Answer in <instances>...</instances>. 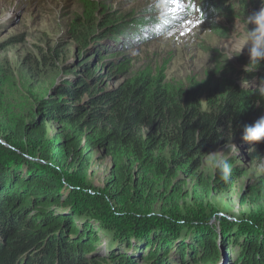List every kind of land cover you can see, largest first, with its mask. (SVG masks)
<instances>
[{"label": "trees", "instance_id": "trees-1", "mask_svg": "<svg viewBox=\"0 0 264 264\" xmlns=\"http://www.w3.org/2000/svg\"><path fill=\"white\" fill-rule=\"evenodd\" d=\"M212 1L232 15L241 13L249 0ZM82 6L84 13L71 27L73 41L87 53L91 45L101 64L106 56L116 57L106 78L121 81L107 89L104 75H98L100 67L93 62L63 65L71 77L50 89L46 97L31 102L18 116L8 115L4 101L9 90H1L0 264L215 263L220 257L221 240L233 225L218 230L198 228L185 217L182 227L190 228L192 236L189 240L177 239L186 236L180 232L181 226L168 232L165 219L154 212L155 204L157 200L166 201L167 208L182 218L185 212L172 207L176 198L168 195L176 194L184 201L178 185L196 177L200 190L197 198L202 200L213 183L197 174L205 154L225 145L231 137V142L252 147L241 140V135L245 126L264 116V94L257 87V83L264 86V62L251 74L243 70L231 74L230 69L223 68L217 70L219 79L215 81L207 78L198 83L190 79L186 85L166 82L162 70L130 72L127 58L118 57L128 46L125 39L143 37L145 27L116 22L92 1L84 0ZM99 16L103 21L97 20ZM60 59L54 48L41 54L40 62L57 72L62 68ZM71 67L74 70L69 71ZM253 78L257 79L255 86L236 82ZM255 147L258 150L251 155L252 160L264 158V142ZM91 159L99 167L106 160L111 165L101 197H91L93 208L87 220L95 222L97 231L86 223L79 228L69 214L76 210L78 193L87 196L81 191L87 182H72L69 172L74 170L83 179ZM148 167L155 177L140 176ZM46 169L52 174L48 175ZM124 169L137 172L125 178ZM181 174L184 179L179 178ZM217 178L216 184L223 181L219 173ZM108 186L117 192L116 211L103 198ZM68 208L73 210L64 212ZM259 214L264 215V206L259 211L252 209L245 217ZM149 215L151 218H147ZM98 230L110 233L122 252L111 251L103 257L97 250ZM244 235L240 247L245 257L236 264H264V241L258 234ZM145 251L140 259L133 257Z\"/></svg>", "mask_w": 264, "mask_h": 264}, {"label": "rangeland", "instance_id": "rangeland-1", "mask_svg": "<svg viewBox=\"0 0 264 264\" xmlns=\"http://www.w3.org/2000/svg\"><path fill=\"white\" fill-rule=\"evenodd\" d=\"M83 1L0 0V98L4 95L1 92L2 89L9 90L4 101L8 115L18 116L25 113L31 102L46 97L50 89L70 78V74L66 73L63 65H79L82 63L80 61L93 62L95 67H100L98 75H104L107 89H113L118 81H121V79L116 82L112 78H106L111 70V61L116 57L106 56L101 64L92 53L91 45L88 46L87 50L90 52L87 53L76 44V41H73L71 27L73 22L79 20L84 13ZM89 1L98 4L102 11L116 22L127 21L129 25L136 23L145 27V35L142 39L141 36L133 41L126 38L125 42L128 46L120 51L122 57L118 59L127 58L130 72L145 68L155 72L162 70L166 82L185 85L190 79L198 83L207 78L215 81L219 79L218 69H230L231 74L233 71L243 70L244 61L248 59L247 47L241 55L228 60H226V53L234 55L236 43L243 39L245 31L243 17L247 18L264 6V0H249L246 2V7H242L241 13L238 12L241 9L235 5L238 13L231 15L226 8L216 7L215 2L211 0H180L178 4L169 3L167 0ZM234 1H230V4ZM103 19L104 17H97L99 21ZM247 27L250 31L253 26L249 24ZM215 30L218 33L224 32V35L216 34ZM229 44L232 45L231 49L228 47ZM54 48L58 49L61 57L59 63L62 68L57 72L44 68L40 62L41 54H46ZM72 70H74L73 67L69 68V71ZM10 75L13 77L9 78ZM262 81L264 83V79ZM236 82L255 86L257 79ZM260 86L262 84L257 83V87L260 88ZM29 93L31 95L27 98ZM4 102L0 99V104ZM202 105L204 109L203 99ZM3 119L4 117L1 121ZM232 143L239 149V155L237 158L230 159L232 171L227 181L216 184L218 172H214L208 166L205 158L197 174H202V177L212 180L213 183L208 193L202 195V200L199 201L197 198L200 190L196 177L188 178L185 183L178 185L182 188L181 197L184 201L176 194L168 195L179 199H173L172 207L185 212L182 218H178L175 212L167 208L166 201L157 200L155 204L154 212L159 218L165 219L164 228L168 232L181 226L180 232L186 236L177 239L189 240L188 238L192 236L190 228L182 227L181 219L185 217L191 218L193 221L191 223L198 228L211 226L218 230L224 227L227 229V225H233L231 231L226 230L225 240H221L219 260L208 264H236L243 261L245 256L240 245L244 242V233L258 234L264 241V215L245 217L252 209L259 211L264 206V158L253 161L251 155L258 150L255 146H252L255 148L252 152L247 146L235 141ZM217 150L226 151L224 145L217 147L214 151ZM55 153L58 154V152ZM18 166L21 167V165ZM110 166L109 160L99 167L91 159L83 179L74 170L70 171L69 175L72 177V182L80 180L84 184L89 181L88 185L99 184L104 188L107 187L105 181L111 169ZM56 167L58 169L57 164ZM126 171V169L123 170V173H126L125 178L127 176L131 178L137 172L135 169L130 173ZM46 172L48 175L52 174L51 169H46ZM140 176L151 178L156 175L154 170L148 167L140 172ZM179 178L184 179L183 174ZM108 192L112 199L107 202H112L113 210L116 211L115 194L117 192L110 190L109 186ZM65 195L69 196V193ZM251 197L252 200L248 199ZM74 202L76 210L72 214L69 212L73 208L71 210L68 208L64 212L73 215L79 228L86 223L92 231H97L95 222L91 219L87 220L93 208L91 196L78 193ZM190 207H197V210H190ZM113 210H110L112 216H114ZM186 213L189 215L186 216ZM162 214L165 215L161 216ZM97 234L100 239L97 250L103 257L111 251L122 252V246H117L116 240L111 238L110 233L98 230ZM236 237L239 238L238 243L234 240ZM144 254L146 251L142 254H134L133 257L140 259Z\"/></svg>", "mask_w": 264, "mask_h": 264}, {"label": "clouds", "instance_id": "clouds-1", "mask_svg": "<svg viewBox=\"0 0 264 264\" xmlns=\"http://www.w3.org/2000/svg\"><path fill=\"white\" fill-rule=\"evenodd\" d=\"M243 22L245 29L243 39L236 43L234 55L226 53V60L241 55L247 47L248 62L244 65L243 71L251 74L256 72L261 67L262 62H264V6L247 18L243 17ZM249 24L253 26L250 31L247 27ZM228 47L231 49L232 45L229 44ZM260 93L264 94V86H260ZM231 140L232 137L230 140H227V143L224 145L226 151L217 150L205 154L208 166L212 168L214 172H218L220 179L223 181L229 179L232 171V165L229 162L230 159L232 157L237 158L239 155V149ZM241 140L252 146L264 142V116H261L252 125L243 128ZM249 151L254 152L255 148L251 147ZM92 184L93 183L90 185ZM95 185L100 188V190H103L100 185ZM106 193L110 194L109 192Z\"/></svg>", "mask_w": 264, "mask_h": 264}, {"label": "snow or ice", "instance_id": "snow-or-ice-1", "mask_svg": "<svg viewBox=\"0 0 264 264\" xmlns=\"http://www.w3.org/2000/svg\"><path fill=\"white\" fill-rule=\"evenodd\" d=\"M167 2L172 3V4H178L180 3V0H167Z\"/></svg>", "mask_w": 264, "mask_h": 264}, {"label": "water", "instance_id": "water-1", "mask_svg": "<svg viewBox=\"0 0 264 264\" xmlns=\"http://www.w3.org/2000/svg\"><path fill=\"white\" fill-rule=\"evenodd\" d=\"M4 146H6V144L5 143H2ZM132 252V250H130L128 253L130 254Z\"/></svg>", "mask_w": 264, "mask_h": 264}, {"label": "bare ground", "instance_id": "bare-ground-1", "mask_svg": "<svg viewBox=\"0 0 264 264\" xmlns=\"http://www.w3.org/2000/svg\"><path fill=\"white\" fill-rule=\"evenodd\" d=\"M106 203L108 204V202L106 201Z\"/></svg>", "mask_w": 264, "mask_h": 264}]
</instances>
